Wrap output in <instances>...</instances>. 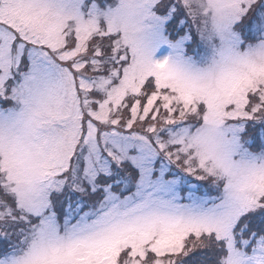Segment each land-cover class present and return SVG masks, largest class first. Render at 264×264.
Masks as SVG:
<instances>
[{"label": "snow or ice", "instance_id": "snow-or-ice-1", "mask_svg": "<svg viewBox=\"0 0 264 264\" xmlns=\"http://www.w3.org/2000/svg\"><path fill=\"white\" fill-rule=\"evenodd\" d=\"M0 264H264V0H0Z\"/></svg>", "mask_w": 264, "mask_h": 264}]
</instances>
